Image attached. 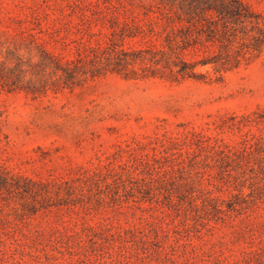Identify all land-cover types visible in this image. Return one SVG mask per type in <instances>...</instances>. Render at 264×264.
<instances>
[{
	"label": "rangeland",
	"instance_id": "obj_1",
	"mask_svg": "<svg viewBox=\"0 0 264 264\" xmlns=\"http://www.w3.org/2000/svg\"><path fill=\"white\" fill-rule=\"evenodd\" d=\"M245 1L264 11V0ZM155 2L0 0V68L12 48L36 60V42L67 55L63 39H103L108 18L138 33L125 47L146 46L131 26ZM211 74L174 82L108 72L39 94L0 85V170L11 185L0 190V264H264V51ZM156 170L181 182V206L210 190L244 209L192 219L168 207L160 186L152 199L123 186Z\"/></svg>",
	"mask_w": 264,
	"mask_h": 264
},
{
	"label": "trees",
	"instance_id": "obj_2",
	"mask_svg": "<svg viewBox=\"0 0 264 264\" xmlns=\"http://www.w3.org/2000/svg\"><path fill=\"white\" fill-rule=\"evenodd\" d=\"M144 8L146 23L131 27L135 26L146 38V46L125 47L124 39L138 33L127 32L130 28L127 21L115 23L111 22L113 18H108L110 30L103 39L97 38L100 32L89 31V38L96 36L94 43L82 38L61 40L63 49L68 50L67 55L54 53L39 42H36L39 50L36 60L16 48L9 49L1 63V87L8 92L24 90L32 94L73 91L108 72L134 79L206 81L211 79V73L221 78L223 73L249 64L264 51V11L245 0H156ZM30 34L35 40L34 34ZM207 66L212 72L203 69ZM199 144L206 147L203 142ZM216 152L223 159L231 155L223 149ZM158 159L160 157L154 160L158 162ZM150 174L149 178L132 176L127 181L122 180L123 186L129 183L132 196L135 190L150 199L160 186L164 191L159 193L168 207L192 219H224L230 212L244 209L242 203L235 200L227 201L225 207L221 198L210 195V190L202 193L200 204L193 197L189 198L188 207L181 206L179 201L184 199L181 182L175 185L165 170ZM211 177L209 175L208 179ZM66 183L67 192L71 194L76 186ZM10 187L7 176L0 170V190ZM113 198L119 200L121 194L116 191Z\"/></svg>",
	"mask_w": 264,
	"mask_h": 264
}]
</instances>
